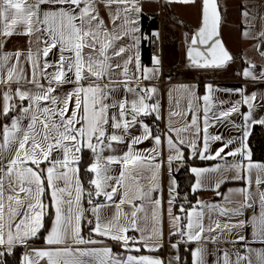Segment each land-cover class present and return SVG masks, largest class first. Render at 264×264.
Instances as JSON below:
<instances>
[{
    "label": "snow or ice",
    "instance_id": "1",
    "mask_svg": "<svg viewBox=\"0 0 264 264\" xmlns=\"http://www.w3.org/2000/svg\"><path fill=\"white\" fill-rule=\"evenodd\" d=\"M165 3L196 5L197 0ZM141 5L142 0H0V36L39 34L37 42L42 45L35 52H10L5 50L6 41H0V247L8 252L17 245L30 248L23 264H172L160 255L144 254L160 253L165 247V217L168 235L180 237L179 243L169 241L171 248L178 252L180 243L196 245L192 264H207L208 242L246 241L245 227L252 230V242L264 245V163L252 160L247 143L252 126L264 125V119H253L257 96L238 90L242 101L210 118L214 90L208 85V94L202 97V126L194 112L183 128L154 133L141 117L161 118L159 102H148L158 90L140 85L157 77L161 61L155 57L152 69L140 64L139 46L147 39L138 35ZM199 7L201 26L191 45L210 47L207 54L190 47L188 60L196 68H224L234 57L219 38L221 8L217 0H200ZM242 16L257 18L249 17L247 10ZM154 35L159 39L158 32ZM242 35L249 37L250 32ZM50 53L57 59H48ZM260 54L264 56V51ZM251 69L242 75L256 80ZM259 78L264 80V70ZM115 83L132 96L116 98V89L110 87ZM184 91L194 96L193 89L185 86ZM241 103L248 111L241 114L245 125L238 126L241 136L233 148L235 140L210 135L208 128L210 119L221 121L238 113ZM188 111H193L191 104ZM137 125L142 128L139 135L131 132ZM189 129V136L180 135ZM144 141L154 146L138 149ZM211 142L222 146L213 150ZM182 146L201 160L224 161L212 168H191L196 177L192 192L210 181L224 203L197 200L188 208L177 204L180 193L171 176L165 199L162 168L171 170L174 162L183 161ZM229 180L243 181L245 187L221 193ZM246 209L253 210L249 218H243ZM38 240L47 247H34ZM114 247L123 253L113 252ZM243 247L253 252L249 243ZM174 259L179 262L181 257ZM221 260L254 264L239 250H223ZM255 264H264V249L256 252Z\"/></svg>",
    "mask_w": 264,
    "mask_h": 264
},
{
    "label": "crops",
    "instance_id": "2",
    "mask_svg": "<svg viewBox=\"0 0 264 264\" xmlns=\"http://www.w3.org/2000/svg\"><path fill=\"white\" fill-rule=\"evenodd\" d=\"M219 6L221 8L222 13V25H221V35L223 40L227 46V48L232 53L234 62L233 71H228L227 69H219L218 73L213 74V78H209L206 73L205 69H193L189 74L183 76H172L171 74L165 71V57L164 59H160L161 63L159 65V73L156 78L152 80H142L141 87H151L155 86L157 88V93L152 97V102H159L160 105V116L159 120L155 119V125L147 120L149 116L141 117L144 123H148L150 127H152L154 133L162 134L168 130L169 127L173 129H180L183 128L186 124L190 123L193 114L199 117V123L202 126L203 123V106L204 102L202 97L208 94L207 86L211 85L213 88V102L211 106V110L209 112L210 118L212 117L213 113H218L220 110L229 109L234 104L241 102L242 97L239 94L238 90H243L245 95L255 94L257 96V100L254 102L255 107L252 109L253 119H264V106H261L264 101H262V97H264V80L259 78V73L264 70V56L260 54L261 51H264V36H260L259 33L264 31V20L260 19L261 15H264V0H217ZM200 0H197L196 5H182V4H166L165 0H142V13L139 19V28L140 32L138 35L143 36L141 19L143 14L148 13H155L158 14L160 17V27L163 26H171L170 28H174V26H180L182 23L190 26L193 30V33L200 27V7H199ZM244 5L245 7H241ZM254 9V11H253ZM249 11V17H257L256 19H246L242 16L243 11ZM103 14V13H102ZM105 19L107 16L105 15ZM164 29V28H163ZM160 30V28H159ZM173 29H171L172 31ZM191 30V31H192ZM247 30L250 32L249 37H244L242 33ZM192 33V34H193ZM164 34L162 33V38L164 42ZM191 34V36H192ZM39 35V34H37ZM37 35H33L31 37L28 36H18L13 35L10 38H5L0 36V41H6L4 47L6 51L14 52V51H26L31 49L33 52L37 51L42 45L38 44L37 42ZM142 42L141 40L139 46V55H140V64L142 67H146L149 69L155 68L154 58L151 57L152 63L150 65L143 63V53H142ZM257 45L261 46V50H257ZM164 54H165V46L163 44ZM57 51L53 49V52ZM88 50L85 49V52ZM23 60V57H21ZM48 59L54 60L57 57H53L52 54H49ZM230 63V62H229ZM228 63V64H229ZM256 65V68L251 69V65ZM249 68L251 69L254 74L257 75L256 80H252L251 78H245L242 73L243 71ZM197 69V68H196ZM221 70V71H220ZM52 71V69H49ZM212 72V71H210ZM215 72V71H213ZM166 74L171 78V82L165 86L161 85L160 80L162 74ZM113 79L116 81H122L123 76H113ZM229 84L237 85L235 87H230ZM103 86V83H102ZM135 86V85H133ZM187 86L194 90V96L188 92L184 91V87ZM2 87V86H0ZM15 85H13V90H15ZM65 88H71L72 85H66ZM116 89V92L113 94L116 98L124 99L130 98L132 93L127 92V90L123 87L121 83H115L110 85ZM195 97H199L201 99H196ZM191 104L193 111H188V106ZM248 108L246 105L240 104V111L238 113L232 114L230 117L216 121L214 119H210V126L208 128V132L210 135H220L224 140L233 139L236 141L235 144L232 145L235 148L239 144V137L241 136V130L238 126L245 125L244 117L241 115L242 113H246ZM171 113H176V115H171ZM155 118V114L152 115ZM4 122H7L6 120ZM256 125V124H255ZM250 129L252 133L253 127ZM262 125V124H261ZM264 127V125H262ZM131 132L139 135L142 132V128L137 125V127L132 128ZM191 134V129L188 132H181V136H189ZM175 136V133H173ZM248 137L247 143L249 146V138ZM163 139V137H162ZM154 146L152 141H144V143L137 146L138 149H145V148H152ZM222 146L221 142H211V149L215 150ZM123 148V145H120ZM251 149V147L249 146ZM182 150L184 151V159L186 157L195 158L192 153L191 148H184L182 146ZM227 151V149H225ZM252 151V150H251ZM166 155V152H165ZM223 155V154H222ZM198 158V157H197ZM239 159V157H228L229 161H235ZM212 163L204 166H193L195 168H212L215 167L218 163L223 164L224 161L219 160H209ZM179 162H174L172 165L171 170H166L162 168V176H161V183L164 188V197L167 199V187L170 183L169 177H175V171L180 166ZM259 162V161H254ZM264 163V162H260ZM192 167V168H193ZM209 177H217L219 176L218 173H208L206 174ZM227 176H231L232 173H225ZM195 177V176H194ZM196 180V177H195ZM195 183V181H194ZM207 186L200 191H197L198 200L203 201L205 204H212V203H224L223 197L216 195V191L214 189V185L210 181H206ZM178 185V183H177ZM245 187L243 181H232L223 184L220 188L221 193H227L228 189H236ZM261 188L264 189V185H261ZM250 191H255V184H253ZM233 199L242 200V197L233 196ZM228 207H232L233 205H227ZM257 214H258V205L256 206ZM175 211V210H174ZM207 212V209H205ZM253 213L252 209L245 210V217L249 218L250 215ZM179 214V213H177ZM180 215V214H179ZM215 213L213 216L215 217ZM219 219L224 222L225 218L219 217ZM234 222V221H233ZM208 223L207 215L205 216V224ZM170 227V223L165 217V247L161 249L160 253H147L144 254L148 255H160L161 258L166 260H171L172 264H180L181 261L177 262L174 257L180 256L181 251L184 247L191 246V252L194 250L196 245L192 244H183L180 243L179 251L177 252L176 249H173L169 245L170 242L179 243L180 237L178 236H169L168 229ZM86 234V229H85ZM243 234L246 236V241H242L236 244L221 242L218 244H214L208 242L205 244L206 248V261L207 264H222V255L223 250H231L235 251L237 247H242L243 251L240 253L242 255L248 254L250 258L253 260L254 264L256 262V252L264 249V245L260 244L259 242H252V230L249 227H245L243 229ZM109 244L113 242L108 241ZM249 243V246L253 249L251 254L247 253L246 249L243 247V244ZM22 246V245H17ZM15 246V247H17ZM14 247V248H15ZM34 247H47V245L38 240L35 242ZM99 247V245L95 246ZM12 248V250L14 249ZM25 248L24 255L26 252L31 251L30 248ZM1 250H6L4 247H0ZM123 252L124 250L121 248H113V252ZM23 255V256H24ZM193 259V257H192ZM234 259V257H233ZM181 260V259H180ZM43 264V262H42Z\"/></svg>",
    "mask_w": 264,
    "mask_h": 264
},
{
    "label": "trees",
    "instance_id": "3",
    "mask_svg": "<svg viewBox=\"0 0 264 264\" xmlns=\"http://www.w3.org/2000/svg\"><path fill=\"white\" fill-rule=\"evenodd\" d=\"M141 25L143 36L147 37V39H143L142 42L143 63L150 65L152 60L150 57L149 36L153 31L159 30L160 17L155 13L143 14ZM229 86L235 87L237 85L229 84ZM147 120L151 121L155 125L156 120L153 116H149ZM249 146L252 150V160L264 162V127L261 124H256L253 127L251 136L249 138ZM86 155L89 154L86 153ZM210 163H212V161L201 160L197 157H186V159L180 163V166L175 171V177L178 183V192L180 193V196L176 201L177 204H183L186 208L196 204L198 197L196 192H192V186L194 184L195 177L191 172V168L193 166H204ZM184 197H187V201L184 199ZM179 214L183 216V213ZM24 251V246H17L11 250V252L0 249V252H4V255L0 256V264H23ZM191 253V246L184 247L181 251L180 264H192Z\"/></svg>",
    "mask_w": 264,
    "mask_h": 264
},
{
    "label": "rangeland",
    "instance_id": "4",
    "mask_svg": "<svg viewBox=\"0 0 264 264\" xmlns=\"http://www.w3.org/2000/svg\"><path fill=\"white\" fill-rule=\"evenodd\" d=\"M169 27L171 26H163L164 29L160 27L161 32H165L163 42L165 46V71L172 76H183L189 74L193 69L198 70L189 63L186 56L191 41V34L193 33L191 27L183 23L179 27L174 26V28L170 29ZM171 29L173 30L171 31ZM233 65L234 62H230L222 70L227 69L228 71H233ZM218 70H205V73L207 72L206 75L208 74L207 76L209 78H213V74L217 73Z\"/></svg>",
    "mask_w": 264,
    "mask_h": 264
},
{
    "label": "built area",
    "instance_id": "5",
    "mask_svg": "<svg viewBox=\"0 0 264 264\" xmlns=\"http://www.w3.org/2000/svg\"><path fill=\"white\" fill-rule=\"evenodd\" d=\"M159 33V39H157L154 33ZM149 47H150V54L152 58L159 57V59H164V49H163V38L161 30H156L151 33L149 36ZM171 82V78L166 75L162 74L160 83L161 85L165 86ZM236 250L243 251L242 247H237ZM119 253H123L122 251Z\"/></svg>",
    "mask_w": 264,
    "mask_h": 264
},
{
    "label": "water",
    "instance_id": "6",
    "mask_svg": "<svg viewBox=\"0 0 264 264\" xmlns=\"http://www.w3.org/2000/svg\"><path fill=\"white\" fill-rule=\"evenodd\" d=\"M217 3H218V1H217ZM218 5H219V3H218ZM221 17H222V13H221ZM221 24H222V19H221ZM201 26V25H200ZM198 30H199V28L192 34V37H191V39L196 35V33L198 32ZM219 38L222 40V42H223V44H224V46L226 47V49L229 51V53L232 55V53L230 52V50L227 48V46H226V44H225V42H224V40H223V37H222V35H221V25H220V36H219ZM190 47H195L196 49H198L199 51H201V52H205L206 54H207V52H208V48L210 47V45H201V44H199V42L197 43V45H195V46H192L191 45V41H190V45H189V47H188V49H187V52H186V56H187V53H188V50H189V48ZM233 56V55H232ZM211 57L209 56V59H210ZM187 60H188V56H187ZM189 61V60H188ZM189 63L191 64V62L189 61ZM196 68V67H195ZM197 69H205V70H216V69H213V68H197ZM222 69V68H221Z\"/></svg>",
    "mask_w": 264,
    "mask_h": 264
}]
</instances>
